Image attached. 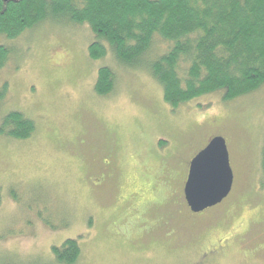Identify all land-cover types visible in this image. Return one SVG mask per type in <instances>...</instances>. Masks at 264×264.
Segmentation results:
<instances>
[{"label": "rangeland", "instance_id": "rangeland-1", "mask_svg": "<svg viewBox=\"0 0 264 264\" xmlns=\"http://www.w3.org/2000/svg\"><path fill=\"white\" fill-rule=\"evenodd\" d=\"M157 39L129 67L107 43L90 57L96 33L66 16L0 34L10 51L0 68V263L60 264L52 248L73 238L74 264H264V84L233 100L219 88L168 102L151 73L167 47ZM101 66L116 76L107 95L95 89ZM11 111L34 120L30 137L6 132ZM215 136L226 139L233 187L193 212L188 163Z\"/></svg>", "mask_w": 264, "mask_h": 264}, {"label": "trees", "instance_id": "trees-1", "mask_svg": "<svg viewBox=\"0 0 264 264\" xmlns=\"http://www.w3.org/2000/svg\"><path fill=\"white\" fill-rule=\"evenodd\" d=\"M59 16L87 23L96 33L90 57L105 56L107 43L117 61L129 67L158 34L162 39L156 41L167 47L152 63L151 73L162 84L165 100L173 104L219 88H226L225 99L233 100L264 84V0H0V34L16 37ZM9 55L0 44V68ZM115 83L113 69L101 66L96 92L107 95ZM7 92L8 83L2 82L0 104ZM4 125L18 139L35 131L34 120L20 111L7 114ZM262 166L264 170V147ZM52 250L60 264H74L81 253L73 238Z\"/></svg>", "mask_w": 264, "mask_h": 264}, {"label": "water", "instance_id": "water-1", "mask_svg": "<svg viewBox=\"0 0 264 264\" xmlns=\"http://www.w3.org/2000/svg\"><path fill=\"white\" fill-rule=\"evenodd\" d=\"M233 182L226 139L215 136L190 161L185 200L193 212L203 211L223 201L230 194Z\"/></svg>", "mask_w": 264, "mask_h": 264}, {"label": "flooded vegetation", "instance_id": "flooded-vegetation-1", "mask_svg": "<svg viewBox=\"0 0 264 264\" xmlns=\"http://www.w3.org/2000/svg\"><path fill=\"white\" fill-rule=\"evenodd\" d=\"M6 1H9V0H6ZM194 156H195V155H194ZM190 161H191V160H190ZM190 161H189V163H188V170H189ZM187 174H188V173H187ZM107 181H108V178L105 176V177H104V181H103V186H105V188H106V182H107ZM185 182H186V180H185ZM105 191H106V189H105ZM162 191H163V189H162ZM208 247H209V245L206 246V247H204V249L207 250ZM204 249H203L202 251H204ZM200 256H201V253H200ZM246 261H247V260H246Z\"/></svg>", "mask_w": 264, "mask_h": 264}]
</instances>
